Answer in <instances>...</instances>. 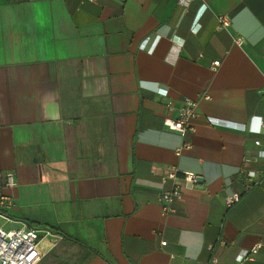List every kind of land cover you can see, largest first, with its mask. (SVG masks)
Returning a JSON list of instances; mask_svg holds the SVG:
<instances>
[{
	"label": "crops",
	"instance_id": "crops-1",
	"mask_svg": "<svg viewBox=\"0 0 264 264\" xmlns=\"http://www.w3.org/2000/svg\"><path fill=\"white\" fill-rule=\"evenodd\" d=\"M263 118L264 0H0V212L54 229L37 264H264Z\"/></svg>",
	"mask_w": 264,
	"mask_h": 264
},
{
	"label": "built area",
	"instance_id": "built-area-1",
	"mask_svg": "<svg viewBox=\"0 0 264 264\" xmlns=\"http://www.w3.org/2000/svg\"><path fill=\"white\" fill-rule=\"evenodd\" d=\"M87 2L93 3L97 0H85ZM201 13L195 15V29L194 33H196L200 25L198 24ZM229 20L225 16L217 17V29L218 30H226L229 27ZM145 44H143L144 47ZM218 66V62H213V68ZM196 107L197 103L193 100H184L182 104L176 108L175 117H171L168 115L163 120V125L167 127L168 130L177 132L181 137H184L186 131L189 127V121L196 116ZM166 108L169 113H172L175 110L174 104L172 101L166 102ZM213 120L210 119L209 122ZM264 121V118H263ZM215 124H217L215 122ZM259 141H255V145H259ZM190 144L183 142L180 149H189ZM178 172L176 170H171L166 174L167 179H175ZM181 180L184 183H189L191 185L196 184L197 175L189 172L181 173ZM14 186V178L12 173H8L5 176L4 187L12 188ZM239 193H231L225 197L224 206L226 209L231 208L235 203L239 201L240 198ZM181 198V192L178 186H173L171 189L163 190L159 193V201L161 204V210L163 214H171L174 213V209L172 208V204L175 200ZM10 200L7 196H0V207H6L9 204ZM0 219L5 222H11V220L0 213ZM49 231L45 229H35L31 228L26 224H22L20 227L16 229H12L9 231H4L2 226H0V264H37L41 257V253L39 251V241L40 234H44V236L49 235ZM223 245V241L219 242ZM161 245H165V242H162ZM256 248H253L250 251H242L238 257L237 261L241 262L246 259L250 255L256 253ZM208 264H217L216 260H211Z\"/></svg>",
	"mask_w": 264,
	"mask_h": 264
},
{
	"label": "rangeland",
	"instance_id": "rangeland-1",
	"mask_svg": "<svg viewBox=\"0 0 264 264\" xmlns=\"http://www.w3.org/2000/svg\"><path fill=\"white\" fill-rule=\"evenodd\" d=\"M0 226H2L4 231H9V230L16 229V228L19 227V225L14 220H11V222H5L2 219H0ZM45 237L46 236H44V234H40V244H39V246H40V248L43 251L45 249H46V251L48 250L46 248V247H48V245H46L48 239L45 238ZM49 253H51V254L47 255V257L43 259L42 264L50 263L51 260H54V262H56L55 257H57V258L59 257V255H57V254H60L61 258H62V261H61L60 264H78V261L75 262V259H74L75 255L73 253V250H66L64 255H62V253L57 251V249H55L52 252H50V250H49ZM55 264H58V263H55Z\"/></svg>",
	"mask_w": 264,
	"mask_h": 264
},
{
	"label": "trees",
	"instance_id": "trees-1",
	"mask_svg": "<svg viewBox=\"0 0 264 264\" xmlns=\"http://www.w3.org/2000/svg\"><path fill=\"white\" fill-rule=\"evenodd\" d=\"M0 213H1V215H3V216H5V217L9 218V216L7 215L6 212L1 211ZM25 224L28 225V226L31 227V228H35V229H45V230H47V231H51V232L54 233V229H53L52 227H50V226H44L43 228H40L39 226H36V225H34V224L30 223V222H25Z\"/></svg>",
	"mask_w": 264,
	"mask_h": 264
},
{
	"label": "water",
	"instance_id": "water-1",
	"mask_svg": "<svg viewBox=\"0 0 264 264\" xmlns=\"http://www.w3.org/2000/svg\"><path fill=\"white\" fill-rule=\"evenodd\" d=\"M202 184H203V180H202V178L197 177V179H196V184H195V185L202 186Z\"/></svg>",
	"mask_w": 264,
	"mask_h": 264
}]
</instances>
